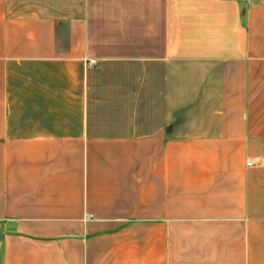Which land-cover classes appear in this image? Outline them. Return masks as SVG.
Wrapping results in <instances>:
<instances>
[{"label":"crops","instance_id":"crops-1","mask_svg":"<svg viewBox=\"0 0 264 264\" xmlns=\"http://www.w3.org/2000/svg\"><path fill=\"white\" fill-rule=\"evenodd\" d=\"M0 264H264V0H0Z\"/></svg>","mask_w":264,"mask_h":264},{"label":"built area","instance_id":"built-area-1","mask_svg":"<svg viewBox=\"0 0 264 264\" xmlns=\"http://www.w3.org/2000/svg\"><path fill=\"white\" fill-rule=\"evenodd\" d=\"M86 62L88 66H97L98 65V60L97 59H91V58H86ZM252 161L248 162V165H252ZM88 218H91V215L88 216Z\"/></svg>","mask_w":264,"mask_h":264}]
</instances>
